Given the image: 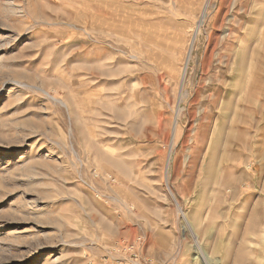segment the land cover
I'll return each instance as SVG.
<instances>
[{"label":"rangeland","instance_id":"374dc122","mask_svg":"<svg viewBox=\"0 0 264 264\" xmlns=\"http://www.w3.org/2000/svg\"><path fill=\"white\" fill-rule=\"evenodd\" d=\"M138 236L264 264V0H0V264Z\"/></svg>","mask_w":264,"mask_h":264},{"label":"built area","instance_id":"2783aa9c","mask_svg":"<svg viewBox=\"0 0 264 264\" xmlns=\"http://www.w3.org/2000/svg\"><path fill=\"white\" fill-rule=\"evenodd\" d=\"M142 243V236H138L132 243L126 245L122 251L127 253V257L120 260L117 259L116 261H118V264H155L152 257L142 255L140 251Z\"/></svg>","mask_w":264,"mask_h":264},{"label":"crops","instance_id":"0c3cea01","mask_svg":"<svg viewBox=\"0 0 264 264\" xmlns=\"http://www.w3.org/2000/svg\"><path fill=\"white\" fill-rule=\"evenodd\" d=\"M175 23H177V22H175ZM175 26H176V24H175ZM176 27H177V26H176ZM177 33L181 34V30H177Z\"/></svg>","mask_w":264,"mask_h":264},{"label":"bare ground","instance_id":"6f19581e","mask_svg":"<svg viewBox=\"0 0 264 264\" xmlns=\"http://www.w3.org/2000/svg\"><path fill=\"white\" fill-rule=\"evenodd\" d=\"M201 23V22H200Z\"/></svg>","mask_w":264,"mask_h":264}]
</instances>
